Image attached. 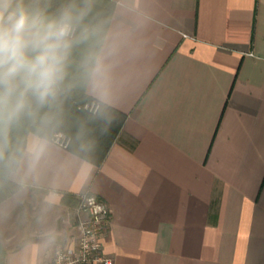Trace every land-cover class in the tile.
<instances>
[{
	"label": "crops",
	"instance_id": "crops-1",
	"mask_svg": "<svg viewBox=\"0 0 264 264\" xmlns=\"http://www.w3.org/2000/svg\"><path fill=\"white\" fill-rule=\"evenodd\" d=\"M128 5L112 18L108 104L127 118L103 164L67 176L45 212L103 200L114 264H264V0ZM63 223L53 248L11 223L4 264H50L71 238Z\"/></svg>",
	"mask_w": 264,
	"mask_h": 264
},
{
	"label": "clouds",
	"instance_id": "clouds-1",
	"mask_svg": "<svg viewBox=\"0 0 264 264\" xmlns=\"http://www.w3.org/2000/svg\"><path fill=\"white\" fill-rule=\"evenodd\" d=\"M121 38L101 0H0V226L32 203L55 209L59 185L86 164L90 125L111 119ZM73 96L89 101L85 116L69 114Z\"/></svg>",
	"mask_w": 264,
	"mask_h": 264
},
{
	"label": "built area",
	"instance_id": "built-area-1",
	"mask_svg": "<svg viewBox=\"0 0 264 264\" xmlns=\"http://www.w3.org/2000/svg\"><path fill=\"white\" fill-rule=\"evenodd\" d=\"M90 199L94 203L89 204ZM76 210V234L56 249L50 264H114L103 243L111 223L107 204L94 194L85 193L80 196Z\"/></svg>",
	"mask_w": 264,
	"mask_h": 264
},
{
	"label": "trees",
	"instance_id": "trees-1",
	"mask_svg": "<svg viewBox=\"0 0 264 264\" xmlns=\"http://www.w3.org/2000/svg\"><path fill=\"white\" fill-rule=\"evenodd\" d=\"M101 7L112 16L117 7V2L114 0H101ZM89 101L81 96H73L67 101V109L72 117H82L86 115V111L82 109ZM110 114V121L106 124L93 123L90 126L94 129V136L96 146L94 151L88 157L89 162L96 166H100L108 156L113 144L119 135L127 115L119 112L112 107L108 106ZM6 250L0 242V264H4Z\"/></svg>",
	"mask_w": 264,
	"mask_h": 264
},
{
	"label": "rangeland",
	"instance_id": "rangeland-1",
	"mask_svg": "<svg viewBox=\"0 0 264 264\" xmlns=\"http://www.w3.org/2000/svg\"><path fill=\"white\" fill-rule=\"evenodd\" d=\"M82 109L85 110V107H82ZM76 212L77 210H75V208H68L65 210V212L60 214L57 213L56 211L45 212L42 209H38V208L35 209L33 205L30 204L24 210L23 216L21 218L18 219L17 216L14 214L4 225L0 226V232H2V235H0V239L5 240L7 237L11 238L12 236L10 235L11 223L13 226L15 223L17 228L15 231L16 234L21 235L22 233H26V232L28 234H35V232L36 233L41 232L43 238L46 239L47 245L50 246L54 242V240L57 237H59L58 232L62 229V226L64 225L63 223L64 218L66 220L65 227L68 234H70L71 237L76 234L75 232V228H77ZM39 223L41 225L38 227ZM33 225L37 226L40 229L36 230V228H34ZM11 232L13 233V231ZM50 247L53 248L52 245ZM53 250H56V247H54Z\"/></svg>",
	"mask_w": 264,
	"mask_h": 264
}]
</instances>
